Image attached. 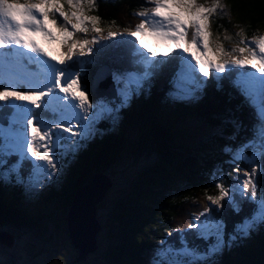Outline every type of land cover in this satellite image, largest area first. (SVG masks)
<instances>
[{"label": "trees", "instance_id": "trees-1", "mask_svg": "<svg viewBox=\"0 0 264 264\" xmlns=\"http://www.w3.org/2000/svg\"><path fill=\"white\" fill-rule=\"evenodd\" d=\"M197 3L211 7L213 0H197ZM61 4L71 10L65 0H61ZM220 5L208 21L215 32L214 46H222L228 53L226 55H241L238 49L245 47L244 43H240L242 39L250 41L264 34V0H220ZM151 7L149 0H95L91 9L87 4L82 5L86 15L91 16L90 12L101 18L98 26L104 33L99 35H108L113 30L119 31L117 34H127L126 29L131 30L135 25L133 12ZM77 35L81 37L82 33ZM128 45L130 43L118 41L104 48L98 47L94 60H88L84 65L89 98L95 103L103 101L111 105L114 111L111 117L106 116L99 122L101 130L91 133L94 137L87 147L86 141L80 140L73 152L81 154L78 155L81 161L76 162L82 166L81 171L72 185L56 201L53 200L56 203L50 207L51 210L26 203L21 186L6 184L0 179V228H6L17 236L29 232L36 234L34 225L39 227L45 215L51 212L59 218L54 225L47 226V229L54 230V238L46 240L53 249L46 251L47 245L40 244L35 251L38 243L28 241L24 247L26 251L23 249L21 255L34 259L45 254L51 258L48 264H156L148 260V256L158 243L167 242L179 248L185 237L190 234L200 237V233H204L197 230L202 218H196L205 210L201 208V203L206 201L203 199L219 196L216 183H223L228 188L233 181L229 179L232 172L235 175L238 172L236 169H246L244 160H234L233 153L241 144L250 141L254 142L246 154L254 151L256 126L261 120L257 110L223 84L216 87L210 69L208 77L199 70L195 71V86L189 85L193 91L190 99L172 96L177 72L184 61L180 55L161 56L148 69L140 65L133 67ZM232 49L237 51L232 52ZM226 55L222 54L223 57ZM106 64L116 71L115 75H122V84L127 81L125 75L132 70L138 71L140 76L149 73L142 88L131 95L122 107L120 91L116 98H107L93 90L95 74ZM113 118L118 121L107 122V119L110 121ZM112 125H116L115 131L111 130ZM4 144L7 149L10 147L5 138H0V146ZM8 169L9 164H6L0 172H7ZM96 172L107 173L116 187L115 192L105 195L98 206L108 211L104 223L100 220L98 209V220L105 232V236L98 240L100 247L96 255L88 256L87 261L83 260L85 262L77 260L79 254L75 248L69 261H66V256L53 260L52 257L64 247V239L60 238L70 233L68 216L72 201ZM261 186L264 183L260 179L259 197L262 195ZM233 200L241 206L239 214L231 205ZM258 202L259 199L250 201L241 194L237 198L227 196L219 205L215 204V215L224 222L228 238L238 223L253 215ZM193 205V209L200 208V211L197 209L199 213L192 214L196 216L191 224L182 225V209ZM257 221L262 224L259 235L263 237L258 245L246 248L222 244L217 251L209 253L208 243L213 245L217 239L216 231H213L206 235L208 241L200 237L203 239L200 248L206 250L200 261L203 264H264V222ZM257 221L252 227L258 228ZM46 232L48 230L44 234ZM108 240L111 245H107ZM12 251H9V257H4L6 250L1 247L0 264H18V257ZM243 257L249 260H242ZM164 259L160 257L158 261L169 264L168 259Z\"/></svg>", "mask_w": 264, "mask_h": 264}, {"label": "snow or ice", "instance_id": "snow-or-ice-1", "mask_svg": "<svg viewBox=\"0 0 264 264\" xmlns=\"http://www.w3.org/2000/svg\"><path fill=\"white\" fill-rule=\"evenodd\" d=\"M149 2L154 7L135 13V15L144 19H141V22L135 26L134 30L126 29L129 37L134 38L127 43L132 45L135 53L141 60L147 61L148 57H145L143 52H140L136 48L137 43L140 48L149 52L151 57H156L157 55L168 56L174 49H180L182 50L180 58L186 60L188 63H191V61L184 54L192 53V49L199 50L202 46L203 50L212 51L209 46L211 33L208 30V21L211 15L216 13L217 9L221 7L220 0H213L211 7L199 5L197 0H149ZM66 3L73 9L70 13L62 10L61 0H37L36 3L23 5L18 0H0V50L9 48V55H11L13 54V46H15L14 52L16 55H25L20 49L26 50L27 53L35 54V57H29L30 62L42 65L43 70L50 77L51 85L46 86V90H12L11 86L0 85V87H4V90L0 91V102H6L10 97L14 98L15 101L24 102L21 105H14L17 109L15 115L17 117H24L23 131L25 138L23 147L26 149V152L21 153L22 158H26L28 154H31L34 161H46L47 165H50L52 168L56 167L57 158L61 155L60 149L67 150L71 143V136L80 135L83 131L82 129L74 131L75 125L72 124V119H80L75 109L79 107L84 112H88L91 109V104L87 101L85 91L80 89L78 82L79 73L76 71V64L68 62L73 61L77 50L80 57H83L86 53H90L91 48L87 46L98 43L99 40L96 37L92 39L84 38L82 40L73 39V37L76 33L85 34L86 37L89 31L96 34L103 32V29L98 26L101 18L86 15L82 8V5L87 4L91 9V7L95 6V0H66ZM49 9H55V12L62 18V23L59 26L56 18H49ZM113 23L115 22L113 21ZM48 25L55 28L56 32H53L52 28H49ZM69 25L71 26V30H69ZM89 25H91V28H89ZM189 27L192 29L190 38L188 36ZM116 35L117 33L109 31L107 38H112ZM144 36L151 37L158 45L163 44L167 48V51L162 53L153 51L145 43V40L142 38ZM39 38H43L47 43L57 42L58 40L62 48H66L67 51L61 52L60 59L56 60L45 51L44 44ZM240 43H244L245 47L239 48V53L241 55L247 53V55H244L243 59H233L230 64L241 68L250 66L255 69V72L248 74L252 79L247 82L244 94L248 97L249 102L257 98L260 102L259 151L261 156L264 157V36L253 37L251 41L242 39ZM216 51L217 55L228 54L222 46L218 47ZM236 51L237 49H232V52ZM192 55L205 77L209 76V69L211 68H215L217 73H223L226 67L229 66L228 61L213 64L206 59L202 60L195 53H192ZM40 57H48V60H41ZM49 60H54L55 62L49 63ZM57 65L61 67H57ZM255 73H260L261 76L256 77ZM148 75L149 73L147 72L143 76L136 74L135 78H130L126 81L125 87L119 90L121 96L120 107L124 106L131 95L142 88L144 80ZM55 89L59 90L56 93V100L64 101L65 108L71 115L65 116L62 113L60 118L47 117V112L49 111L47 107L48 101H44L43 98L50 96ZM59 93H64V96H60ZM69 95L72 101L78 99L79 104L68 102ZM2 107L3 105H0V108ZM33 109H43V111L34 112ZM112 111L114 109H103V112ZM96 115L99 117L102 115V112L98 111ZM86 118L84 117V119ZM57 130H60V134H57ZM64 132L69 133V136H64L62 134ZM253 140H255V134ZM62 141L65 143H62ZM252 144L253 141H250L248 144H241L233 153V159L248 160L249 157L246 155V152L252 147ZM229 151L232 150L229 149ZM53 153H55V157ZM7 154L12 155L11 152ZM4 155V149L0 146V168L7 163L4 160ZM20 167V161L14 162L7 172H0V179L11 178L15 175L16 182L24 184L25 180L21 176ZM236 170L240 171V169ZM49 175L51 173L48 172L47 166L33 164L32 174L28 177V183L32 188H35L42 179H46ZM257 176L264 183V163H258L256 167L251 166L250 163L248 171L243 173V178H237L235 181L245 192H250V196L248 197L250 201L256 200ZM220 179L223 180L224 177L221 176ZM215 186L220 190V195L217 197L208 196L207 199L212 204L219 205L220 201L229 195V191L223 183H216ZM233 190L235 191L236 189L234 188ZM261 193L259 202L253 210V215L246 217L236 225L237 233L247 234V231L254 225L257 219L264 222V186H261ZM231 205L237 214L242 211L240 204L234 200L231 201ZM207 211L209 210L205 209V213H201V215H205ZM189 227L193 226L190 225ZM200 235L202 238H206L204 233H200ZM215 235L217 237L216 243L211 245L208 250L209 253L217 251L223 244L220 225H217ZM165 251L174 252L177 257L176 259H171L169 264H198L201 256L195 249H190L186 245L178 250L167 249ZM180 257L189 259H180ZM156 264H164V261H157Z\"/></svg>", "mask_w": 264, "mask_h": 264}, {"label": "rangeland", "instance_id": "rangeland-1", "mask_svg": "<svg viewBox=\"0 0 264 264\" xmlns=\"http://www.w3.org/2000/svg\"><path fill=\"white\" fill-rule=\"evenodd\" d=\"M66 1V0H65ZM209 1V0H207ZM20 4H28V3H36L37 0H26V1H18ZM151 6L154 7V5L151 3ZM151 7V8H152ZM66 13H70L71 11H73V9L71 8V10L66 9L63 10ZM142 11L141 9H139L137 12ZM50 14H52V18H56L57 22H58V26H59V22H62V18L59 17V14L55 12V9H49ZM136 11L133 12L134 14V21L133 23L135 25L139 24L141 22V19H144L142 17H139L137 15H135V13H137ZM89 15L93 16L92 13L89 12ZM91 27V25H89ZM49 28H52L51 25H48ZM69 30H71V26L69 25ZM211 33L210 37H209V46L211 47L212 51H205L203 50L202 46L199 50L197 49H192L194 52H199L200 54H198L202 60H213L214 62L219 61V59L223 58L221 55H217V48L214 46V36H215V32H213V30L208 29ZM53 32H56L55 28H52ZM112 32H119L117 30H113ZM104 33V32H102ZM76 33V35L74 36V39H84V38H88V39H92L93 37H96L99 42L95 43V44H89L87 47L91 48V52L90 53H86L83 57H80L78 54V50H77V54L73 57V61L76 64L77 67H83L85 64L88 63L89 61H93L94 58L93 56H91L90 58L88 57L89 54L93 53L96 48L98 47H104V46H109L110 44H113L114 42L121 40V41H130L133 40L134 38L129 37L128 34H124V32H120L119 34H117L115 37L112 38H107V34H96L92 31H89L87 33V36L85 37V34H82V36L80 37V35L78 36ZM58 35V33H57ZM228 35V33H227ZM145 40V43L148 45L149 48H162V50L167 51V48L163 46V44H157V42L152 39L151 37L148 36H144L142 37ZM43 40V38H42ZM44 41V40H43ZM45 42V41H44ZM45 45L47 47H49V56L54 57L56 60L60 59V54L63 51H67L66 48H62L61 44L59 43V41L57 40V42H53V43H47L45 42ZM138 45V43L136 44ZM127 51L129 53H131L132 51V47L130 45L127 46ZM14 50H13V54L14 55ZM19 55L15 54V57L13 59H11L10 61L7 60V58L5 57V53L2 51L0 52V57H2L3 59L0 62V85H6V86H11L12 90H30V89H45L46 90V86L50 85V77H48V75L46 74V71L43 70L42 65H40L39 63H33L30 62L29 58L26 60H23L22 57H17ZM17 57V58H16ZM131 61L133 62L132 57L130 56ZM48 60V57L47 59ZM17 61V62H16ZM8 64H3V63H7ZM49 63H54V60H49ZM71 63V62H68ZM31 64V65H30ZM187 65L185 66L186 68H189L188 63H186ZM31 66H35V69H32ZM57 67H61L60 65H57ZM190 67L192 69L193 66L190 65ZM190 68V69H191ZM79 71V72H78ZM78 73H79V86L83 87V79H84V68H78ZM108 73L109 71L105 68L103 70H101L99 77L101 79V83L104 85L107 84L108 87H110L109 85V80H108ZM132 74V75H130ZM138 74V72L136 71H131L130 73L125 75V78L128 80L130 78H135V75ZM122 75L120 74H116L115 77V83L117 82V86L119 88V90L123 87H125V84L123 85L121 83V78ZM110 79V78H109ZM177 80L179 82V85L177 86L180 90L181 93L183 94L184 99H190L191 96L188 95L189 94V88L187 87V83L190 81V73L188 72V70H184L183 68H181L178 72H177ZM26 82V83H24ZM31 84V85H28ZM102 85H100L101 87ZM105 89H100L98 90L97 87L94 85V89L97 90V92L99 94H101L102 96H107V94L110 97H113V94L110 92L111 89H107L106 85ZM56 90V89H55ZM59 94H64V93H59ZM174 96H177V93H172ZM134 95V94H133ZM132 95V96H133ZM51 96V95H50ZM50 96H46L43 98L44 101H50ZM87 96V95H86ZM115 98V96L113 97ZM9 99H12L11 97ZM69 99L70 102H74L71 100V96L69 95ZM88 101V98H87ZM88 103H90L88 101ZM91 104V103H90ZM105 108H111V105L106 104L105 102L101 101V102H96L94 104H91V109L88 112H84L81 109L77 112L80 119H72V124L75 125L74 131H80L81 129L83 130L81 132L80 135H75V136H71V143L69 144V148L65 151V149H60L61 155L57 158V162H56V167L52 168L50 165H47L46 161H34V159L31 157V154H28L26 158H21L18 159L17 157L14 156H10V159H4L5 161H7L6 164H9V168H11L12 164L16 161H20L21 167H20V173L21 176H23L25 183L21 184V183H17L16 182V178L15 175H13L11 178H5L3 179L4 181L6 180L8 183V180H11L10 184L12 183L13 185H18L22 187V191L23 193V197L26 198L25 201L28 204H31V206L35 205V207H39V208H43L42 210H51L50 207L52 205H54L53 200H57V197H60L64 191L66 190V188L70 187V185H72V181H74L75 179H77V175H79V172L81 171V165L77 164V161H81V159L78 158V155L80 156L81 154H78L75 151V148H77L80 140H84L86 141V147L88 144H90V142L92 141L94 135H92L91 133L95 134V133H99V131L101 130L100 127H98L99 122L104 119L106 116L107 117H111V112H103V109ZM101 111L102 115L101 116H97V112ZM47 117H53L50 113V110L47 112ZM84 117H87L86 119H84ZM113 117V116H112ZM109 119V118H108ZM107 122H117L118 120L113 118L110 121ZM0 122H2L3 124H5V118L3 117L2 119H0ZM97 127V128H95ZM103 129V128H102ZM112 131L116 130V125H112L111 127ZM6 132L8 133L9 130H6ZM60 133V130H57V134ZM64 136H69V133L65 132L62 133ZM103 134V133H101ZM189 140V139H188ZM8 144L10 145L9 148H14V142L13 141H7ZM62 143H65L62 141ZM3 149H7L6 145H3ZM72 149V150H71ZM42 150V149H41ZM78 150V149H77ZM5 152H8L7 150ZM68 152V153H67ZM73 152V153H72ZM71 153V154H70ZM53 156L55 157V153H53ZM5 164V165H6ZM33 164H43L45 166H47V170L49 173H51V175H49L46 179H42L40 181V183L38 184V186H36L35 188H32L30 186V184L28 183V177L32 174V165ZM54 170L57 171V173L55 174L56 177H53L54 174ZM2 172H5V170H2ZM246 172L242 169H240L239 172H237V174H233L229 177V179L233 180L232 183L228 186V189L231 190L232 192H234V188H236L237 190H241V188H239V184H236L235 181L237 178H240L241 175L243 178V173ZM97 174L95 175V179H98V181L101 182L102 184V188H101V193L99 194L100 197L102 196V194L106 191V195L109 196L111 195V192H115V188L114 187V182H112L111 177L104 172H96ZM234 186V188L232 187ZM236 186V187H235ZM11 187V186H10ZM111 191V192H110ZM99 197V196H98ZM201 197V196H200ZM55 198V199H54ZM199 198V197H197ZM260 199V197H259ZM206 200V201H203ZM201 201H203L201 203V208L202 209H206L210 207L211 201L208 199H203ZM215 205V204H214ZM194 205L192 207H185L184 209H182V225H186V224H191L192 219L196 216V215H192V214H198L200 211V208L197 207V209H193ZM54 208H56V206H54ZM93 214V208H90V211L88 212V216L89 219L91 221V217ZM107 214L108 211L101 208L99 210V216H100V220L101 222L105 223V219L107 218ZM59 218L57 217V215L52 214L51 212L49 213V215H45L43 217L42 220V224L37 227V225H34L35 231L38 233L34 234L33 232H29L27 235L21 234L20 236L17 235H13L15 233L10 232L8 229L6 228H0V230L4 231V234L0 235V249L1 247L4 248L6 250V252L3 254V256L5 257L6 255L9 257L8 253L10 250H13L12 252L15 254L17 258V262L18 264H48L51 260V258H49L48 256H46L45 254L41 255V256H36L34 257V259H32L31 257H28L24 254H20L25 245L27 244L28 241H31L32 244H37V247L35 249V251L38 250L39 245L40 244H49L50 242L46 241L49 238H54L53 233L54 230L49 228L47 229V226L52 224L54 225L56 223V221ZM261 222L257 221V226L258 228H254L251 227L248 231L247 234H240L236 232V229L234 230V232H232V234L229 236V238L226 236V233L223 229H221V236L223 239V244H226L227 246L231 247L234 244L235 245H241L244 246L246 248H249L248 245H258L260 242H262V238L259 235V231L261 229ZM48 230V232H46L44 234V232ZM41 233V234H40ZM10 236H9V235ZM68 235L62 236L60 238V240H62V238L64 239V247H61L60 249V253H56L55 257H52L53 260H57V258L59 256H66V258L69 261V257L70 254L74 251V244L72 241V238L70 236V233H67ZM11 236L15 237V244H12L10 242ZM23 236V237H22ZM105 236V232L102 228V230L99 232L98 234V240L102 239ZM3 239H2V238ZM32 238V239H31ZM39 239V240H38ZM205 241H208V238H204ZM71 242V243H70ZM9 243V244H8ZM107 245H111V242L108 240ZM203 243V239L199 237V235H193L190 234L189 236H187V238H184V242L182 243V245L180 246V248L184 245H186L188 248L190 249H195L198 253L201 254L203 251H206L205 249H201L200 245ZM162 242L158 243L157 245L159 247H161ZM106 245V246H107ZM211 243H208V249H210L211 247ZM55 247V246H54ZM105 247V246H104ZM46 251H49L50 249H53L50 246H46ZM164 250L162 251V255H159V257H163L165 259H168L167 262L169 263V261L171 259H176L177 257L175 256L174 252H166L165 250L167 249H173V250H178V248L176 247H168V244H166L163 248ZM9 250V251H8ZM25 250V249H24ZM26 251V250H25ZM67 253H69V255H67ZM97 253L93 252L89 255V257H93L95 256ZM2 254V253H1ZM61 254V255H60ZM174 254V255H173ZM170 255L173 256L170 258ZM200 256V257H201ZM153 258V257H151ZM88 259V258H87ZM180 259H189L186 257H180ZM242 260H249L248 257H243ZM65 261V262H66ZM87 261V260H85ZM83 260H81L80 262H85ZM40 262V263H39ZM89 264V263H88Z\"/></svg>", "mask_w": 264, "mask_h": 264}, {"label": "clouds", "instance_id": "clouds-1", "mask_svg": "<svg viewBox=\"0 0 264 264\" xmlns=\"http://www.w3.org/2000/svg\"><path fill=\"white\" fill-rule=\"evenodd\" d=\"M225 8V7H224ZM151 9V8H150ZM62 10H66L65 8L62 7ZM38 15V14H37ZM149 15H151V13H149ZM49 18L52 19V14H50L49 12ZM59 23H62V22H59ZM135 26L131 29V30H134L135 29ZM209 29L211 30V27L209 26ZM192 31L188 30V36L189 38L191 37L192 34H190ZM128 34V33H127ZM190 34V35H189ZM260 36H264V34H261ZM41 40V42L44 44V49L45 51H47L49 53V47H47L45 45V42L42 40V38H39ZM252 40V39H251ZM250 40V41H251ZM121 42V40H118ZM116 41V42H118ZM123 42H128V41H123ZM115 43V42H114ZM130 46L132 47V45L130 44ZM104 47H107V46H104ZM104 47H100V48H104ZM136 48L141 51H143L144 49L140 48L139 44L136 45ZM15 49V46H13V50ZM153 51H154V48H151ZM4 52L5 53V57L4 58H7V60H11L15 57V54L14 55H9V52H10V49L9 48H5L3 50H0V52ZM21 52H24L25 55L23 56H17V57H22V59L24 60V58H26V61L29 57H35V54L33 53H27L26 50H23V49H20ZM96 51V50H95ZM95 51L91 54L88 55V57L90 58L91 56H94L95 54ZM165 50H162V52H164ZM182 50L180 49H174L171 53H169L168 56H172V55H175L177 57V55H180ZM258 51V49H257ZM161 52V53H162ZM15 53V52H14ZM192 53H195V55H198L200 54L199 52H194L192 50ZM192 53H187L186 57L188 58L189 61H191V63H188L186 60H184L186 63H188V65H192L195 70H199V66L197 65L196 63V60L194 59ZM132 59H133V62H132V65L134 64V61H136L139 65V59H141L134 51L133 47H132V51L130 53ZM244 55H247V53H245ZM244 55H226L225 57H223L222 55V59L220 58L219 61L217 62H214L213 60H208V62L210 63H219V62H223V61H228L229 62V66L226 67V70L223 72V73H217L215 71V68H211V72L214 76V79L216 81V87H218L219 85H224V87L227 89V90H230L231 92H233L234 94H236L237 96H239L240 98H242V100L246 103V104H249L250 107H254L257 112L259 113L258 116L259 118L261 119V114L260 112L258 111L259 109V99H254L253 101L249 102L248 100V97L244 94V89L245 87H247V82L249 80L252 79V77L248 74L250 73H253L255 72V69L251 68L250 66H245L243 68L241 67H238V66H232L230 64V62L233 60V59H243L244 58ZM163 55H160L159 57H161ZM16 57V58H17ZM146 57H151L149 55V52L146 53ZM44 57H40L41 60H43ZM47 58V57H46ZM3 58L0 57V62ZM17 62V61H16ZM9 62L7 63H3V64H8ZM35 63V62H33ZM71 63H74V61H71ZM31 65V64H30ZM145 65L144 62L142 63V66ZM32 69H35V66H31ZM78 68L80 67H77L76 66V71H78ZM84 68V66L82 67ZM181 69V67L179 68V70ZM79 72V71H78ZM116 72V71H115ZM115 72L110 69V66H109V74H108V78H110L109 80L114 83L115 85V89H116V96L119 95V88L117 86V82L115 83ZM256 77H260L261 74L260 73H255ZM124 82V80H122ZM86 79L84 78L83 79V87H80V89H82L83 91H85L86 95H87V98H88V101L91 103V104H94L95 102H93L89 96H88V91H87V87H86ZM26 83V82H24ZM124 84V83H123ZM28 85H31V84H28ZM179 85V82L177 80L176 84H175V87H174V90H172L171 94L172 93H177V97L182 94L181 93V90L177 87ZM3 86H6V85H3ZM51 86V85H49ZM4 90V87H0V91H3ZM93 90L96 94H99L97 92V90L94 89V82H93ZM59 90L56 89L53 91V93L51 94L50 96V101L48 102V109L50 110V113L53 117L55 118H60L61 114L63 113L65 116H69L71 115L70 112H68V110L65 108V102L64 101H57L56 100V93L58 92ZM60 96H64V94H59ZM101 95V94H99ZM102 96V95H101ZM172 96H174L172 94ZM238 97V98H239ZM68 102H70V99L68 97ZM24 102H18V101H15L14 98L12 99H9L8 101L6 102H0V105H3L2 108H0V115H2L1 118H5V122L6 124H3L0 122V138L2 139H6L7 141H13L14 142V148H8V149H16L15 151H10L7 149L8 152H5V155H4V159H7L8 157H16V151H21L20 152V155L21 153L23 152H26V149L23 147V143H24V138H25V133L23 131V128H24V117L23 116H19L17 117L15 115L17 109L14 107V105H21L23 104ZM70 103H75V104H79V100H75L74 102H70ZM29 107H31L29 105ZM80 110L79 107H77L75 109V112L77 113L78 111ZM34 112H41L43 111V109H33ZM18 121V122H16ZM2 125V126H1ZM4 126V127H3ZM256 142H255V149L254 151L251 153L249 152V154L247 153L246 155L249 157L248 160H244V163H245V166H246V169H244V171H248V168H249V164L251 163V166L253 167H256L258 163H262V160H264V157L261 156V153L259 151V136H258V130H259V124H257L256 126ZM6 130H9V132L7 133ZM65 133V132H64ZM60 134V133H58ZM258 140V141H257ZM254 142V141H253ZM72 150V149H71ZM66 151V150H65ZM11 152L12 155H8L7 153ZM68 153V152H67ZM71 154V153H70ZM22 156V155H21ZM10 169V168H9ZM243 170V169H242ZM57 171L54 170V174H53V177H56V174ZM242 177V175H241ZM240 177V178H241ZM3 180V179H2ZM256 180L258 182V187L257 189L259 190V185H260V177L257 176L256 177ZM4 181V180H3ZM6 184H10L11 180H8V183L7 181L5 180L4 181ZM234 188V186H232ZM228 189V188H227ZM229 195L230 197H233V198H237L238 195H236L234 192H232L231 190H229ZM231 192V193H230ZM236 195V196H232V195ZM249 193L246 192V197H249ZM259 199V195L257 194L256 196V200ZM255 200V201H256ZM215 205L214 204H210V207L209 208H206L208 209L209 211H207V213L204 215H201V213L198 214V216H196V218L201 219V223L197 225V230H200L202 231V223H203V219H207L208 222H209V225L206 226V228H209L208 231H204V234L205 235H208V234H212L213 231H216L217 230V225H220V228L224 230V227H225V224L224 222L221 220V218H218L216 214V209H214ZM203 213H205V210L203 211ZM69 227V225H68ZM70 230V229H69ZM14 235V234H13ZM201 237V235H200ZM39 240V239H38ZM165 241V240H164ZM168 244V247H173L172 245H170V243H167V242H163L161 245V247H159L158 245H156L154 247V249L152 250L151 254H149L148 256V260H151V262H157L159 260V255H162V251L164 250V246ZM177 248V247H176ZM180 249V247L178 248ZM153 257V258H151ZM202 258V257H200ZM200 258H199V261H198V264H203L201 261H200ZM166 260V259H164ZM214 264V263H212Z\"/></svg>", "mask_w": 264, "mask_h": 264}, {"label": "water", "instance_id": "water-1", "mask_svg": "<svg viewBox=\"0 0 264 264\" xmlns=\"http://www.w3.org/2000/svg\"><path fill=\"white\" fill-rule=\"evenodd\" d=\"M96 174L97 173H95L94 176L84 186H82V188L78 191V193L76 194L74 200L72 201L71 207L69 209L68 225H69V229H70V235H71V238H72V241L74 244V248H75V250H77V252L79 254V256L77 258L78 261L87 260L88 256L91 253L96 252L100 247L98 244V234L102 229V225L98 221V218H97L98 209H99L98 206L101 203V201L104 199L107 190L102 194L101 197L99 195L101 193L100 192L98 194L99 197H97V200L93 201V203L91 204L93 209L95 210V213H93L92 216H90L92 224H90L91 226H90L89 232L87 233L88 235H86V232H84V223L82 222L83 217L81 216V214L77 215L78 216L77 219L79 218L81 223H78V221L75 223V226L77 228V235H74V231L72 229V226L70 224V219H69L70 212L71 211L78 212L76 210V208L79 209L81 207V203L83 201L82 196H84L82 191H86L89 186L91 187V184H93L95 181H98V179H95ZM75 203H76V205H75ZM84 239H85V241H84ZM10 242L12 244H15V242H16L15 237L12 236L10 239Z\"/></svg>", "mask_w": 264, "mask_h": 264}, {"label": "bare ground", "instance_id": "bare-ground-1", "mask_svg": "<svg viewBox=\"0 0 264 264\" xmlns=\"http://www.w3.org/2000/svg\"><path fill=\"white\" fill-rule=\"evenodd\" d=\"M102 68L103 69H107L108 71H109V65H103L102 66ZM102 69V70H103ZM100 72H101V69H98L97 70V72H96V74H95V77H96V79H94V85L97 87V89L98 90H100V89H105V86L104 85H106V88L108 89H111V93L113 94V97L115 96V98H116V89H115V85H114V83H112L110 80H109V78H108V82H109V85H110V87H108V85L107 84H105L104 83V85L101 83V79H100V77H99V74H100ZM109 74V73H108ZM100 85H102L101 87H100ZM103 87V88H102ZM107 98H113V97H110L108 94H107V96H106ZM2 117V115H0V119H2L1 118ZM2 123V122H1ZM5 124H6V122H5ZM2 126V125H1ZM4 127V126H3ZM258 141V140H257ZM101 188H102V184H101V182L100 181H95L93 184H91V187L89 186L88 188H87V190L86 191H82L83 192V194H84V196H82L83 197V201H82V203H81V207L78 209V208H76V210L78 211V212H74V211H71L70 212V217H69V219H70V224H71V226H72V229H73V231H74V235H77V228H76V226H75V223L78 221V223H81V221H80V219L78 218L77 219V215H79V214H81V216L83 217V223H84V232H86V235H88L87 233L89 232V230H90V224H92V221H90V219H89V216H88V212L90 211V208L92 207V203H93V201H95V200H97V197H98V194L101 192ZM85 192V193H84ZM80 202V201H79ZM75 205H76V203H75ZM95 206V205H94ZM93 208V207H92ZM95 208V207H94ZM81 210V211H80ZM93 213H95V210L93 209ZM80 217V216H79ZM74 218V219H73ZM97 218H98V215H97ZM99 221V220H98ZM1 234H4L2 231H0V235ZM9 235V234H8ZM2 236V235H1ZM10 236V235H9ZM12 237V236H11ZM2 238V237H1ZM3 239V238H2ZM84 241H85V239H84Z\"/></svg>", "mask_w": 264, "mask_h": 264}]
</instances>
